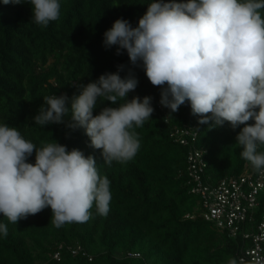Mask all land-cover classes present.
<instances>
[{
	"label": "trees",
	"instance_id": "trees-1",
	"mask_svg": "<svg viewBox=\"0 0 264 264\" xmlns=\"http://www.w3.org/2000/svg\"><path fill=\"white\" fill-rule=\"evenodd\" d=\"M150 2L60 0V18L46 28L32 19L30 3L0 2V123L16 127L37 147L55 140L68 150L92 155L100 175L110 180L112 197L106 216L97 214L93 205L87 222L60 228L52 224L50 208L17 224L0 214V223L8 228L6 237L0 234V264H228L233 258L243 264L242 248L254 245L252 237H233L200 215L203 199L192 192L197 182L189 169L191 148L170 136L176 127H195L198 137L193 144L203 151L206 162L201 174L216 183L245 171L258 172L235 144L241 128L233 130L227 122L222 127L199 125L187 102L170 115L159 106L161 89L150 83L142 62L134 66L126 50L117 55L118 46H104L103 34L115 20L123 18L138 26ZM119 65L125 66L119 72L122 78L131 69L138 80L127 99L149 96L154 108L151 119L135 129L141 146L133 160L104 163L101 150L89 146L84 129L67 126L70 113L63 124H35L32 118L43 97L66 93L71 98L79 94L77 85L116 73ZM101 103L94 115L110 106V102ZM28 162H35V153ZM263 216L264 189L258 195L254 221L245 225L249 232L258 233ZM59 243L66 247L60 260H55L52 253ZM68 245L80 246L83 252L73 254Z\"/></svg>",
	"mask_w": 264,
	"mask_h": 264
},
{
	"label": "clouds",
	"instance_id": "clouds-1",
	"mask_svg": "<svg viewBox=\"0 0 264 264\" xmlns=\"http://www.w3.org/2000/svg\"><path fill=\"white\" fill-rule=\"evenodd\" d=\"M0 2L30 3L32 19L45 28L61 14L60 0ZM103 35L105 48L118 46L117 55L126 50L134 66L142 62L150 83L161 89L159 106L170 115L187 102L199 125L227 122L233 130L241 128L235 138L240 155L264 175V0H151L138 26L118 18ZM124 67L77 85L79 94L71 98L66 93L43 97L33 121L63 124L70 113L67 126L84 129L104 163L133 160L141 146L135 129L151 119L154 108L149 96L127 99L138 80L131 69L122 78ZM98 101L110 106L94 115ZM111 198L110 180L100 175L92 155L55 140L37 147L16 127L0 123V214L10 223L45 208L51 209L56 228L84 223L93 205L106 216ZM0 234L8 235L4 223Z\"/></svg>",
	"mask_w": 264,
	"mask_h": 264
},
{
	"label": "built area",
	"instance_id": "built-area-1",
	"mask_svg": "<svg viewBox=\"0 0 264 264\" xmlns=\"http://www.w3.org/2000/svg\"><path fill=\"white\" fill-rule=\"evenodd\" d=\"M194 128L176 127L171 131L170 136L191 148L188 154L189 169L191 176L197 182L192 192L200 194L203 199L200 215L215 222L219 229L228 230L233 237L239 234H242L244 240L252 237L254 245L242 248L240 261L243 264H264V216L258 225V233L252 234L245 226L254 221L253 213L258 206V195L264 189V175L260 172L245 171L239 176H228L216 183L204 179L201 172L206 162L203 151L197 149L195 143L193 144L198 137V132ZM249 212L252 213L250 217ZM63 248V244L58 247L53 254L54 259L60 260ZM68 248L73 254L83 252L80 246H68Z\"/></svg>",
	"mask_w": 264,
	"mask_h": 264
}]
</instances>
